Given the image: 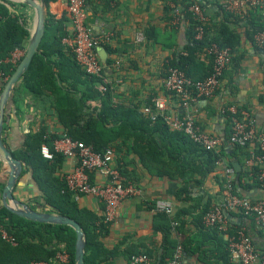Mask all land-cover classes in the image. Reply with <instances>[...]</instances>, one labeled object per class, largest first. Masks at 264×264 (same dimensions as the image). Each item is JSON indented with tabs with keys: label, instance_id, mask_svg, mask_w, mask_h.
Wrapping results in <instances>:
<instances>
[{
	"label": "crops",
	"instance_id": "crops-1",
	"mask_svg": "<svg viewBox=\"0 0 264 264\" xmlns=\"http://www.w3.org/2000/svg\"><path fill=\"white\" fill-rule=\"evenodd\" d=\"M0 1L4 2L9 11L23 14V21L27 24L30 34L34 25V9L18 0H10L13 4ZM167 1L175 2L179 7L190 0H86V21L90 29L95 34H110L106 42L97 46L96 53L106 70L101 79L103 82L110 81L108 91L111 93L112 103L126 104L135 111H141L145 106L153 107L152 102L159 97L165 102L169 114H181L183 109L179 100L163 88L167 64L171 61L183 64L193 77L205 76V70H209L211 59L204 49H200L203 45L198 43L193 47L190 40L189 27L193 22L190 23L188 16L181 10L178 15L173 14L166 5ZM219 1L200 0L205 11L204 23L209 27L210 34L217 38L222 26L228 28L226 35L232 43V60L224 70L217 93L209 99H198L187 111L192 113L200 128L224 138L229 133L230 126L224 110L230 105L237 108L248 107L256 128H264V49L246 35L247 31L253 29L251 23L256 26L259 22L264 23V17L260 14L261 17L258 18V14L253 12L256 9L250 8L243 15L233 13V17L227 16L219 9ZM43 6L45 18L51 14L56 19L64 20L63 28L66 32L61 40V53L55 51L53 55L59 58L57 61L60 62V70L69 76L73 74L75 67L68 44L71 29L67 0H54L46 4L43 1ZM137 31L145 32L146 40L135 41ZM27 42L28 38L24 42L25 48ZM189 47H193L197 52L191 60H187L185 56L189 53ZM25 48L20 50L21 58L16 60V66L24 56ZM8 59L10 60L6 57L3 60ZM71 65L72 70L68 71ZM8 78L9 76L0 70V88ZM83 78L84 76L76 70V88L79 95L85 88L82 84ZM20 82L21 78L16 86ZM103 82L95 79L88 82V86H96L101 90ZM16 86L13 87L5 110L2 129V139L4 138V143L11 152L20 149L28 133L37 130L42 123L50 134L64 133V126L53 113L52 107L45 108L47 115L44 116L35 106V103L49 106V101L44 96H38L35 100V95L27 93V97L23 98L24 113L17 115L13 100ZM133 119H137L135 115ZM142 128L143 126L140 127ZM121 134L125 136L124 131ZM116 142L119 147L115 150L113 163L127 181L135 184L138 193L120 202L116 218L100 236L103 248L108 253L104 259L105 264H129V256L141 250L148 251L152 264H160L164 249L163 233L155 229L161 224L155 207V201L160 197L172 199L173 215L176 216L180 209L186 210L182 214L183 222L177 224L178 235L171 226L172 234L177 240H187L182 251V264H238L227 255V247L229 236L233 234L231 232L235 231L240 223L251 234L255 245L264 249V231L252 216H244L238 211L228 212L226 231L206 226L202 218H198L206 201L212 205L221 198L225 181L223 163H217L202 184L187 185V188H190L189 195L193 199L176 201L174 195L182 187L181 180L150 172L131 145V139L124 142L119 137ZM48 149L50 150L49 147ZM225 159L232 160L234 177H238L242 169H248L250 174L251 163L247 156L240 153L237 156L228 155ZM235 163L240 166L238 170ZM75 164V158L64 155L58 173L64 176ZM90 177L94 181L105 179L103 174L93 172ZM2 178L0 166V181L3 182ZM248 182L250 187L242 192L252 199L264 197V187L260 183L252 178H248ZM41 194L32 172H21L14 188V196L29 205L36 204L35 208H39L44 201L40 197ZM74 198L79 206L91 209L98 217L103 214L104 205L94 196L79 193ZM191 206L195 207L194 210L189 209Z\"/></svg>",
	"mask_w": 264,
	"mask_h": 264
},
{
	"label": "trees",
	"instance_id": "trees-1",
	"mask_svg": "<svg viewBox=\"0 0 264 264\" xmlns=\"http://www.w3.org/2000/svg\"><path fill=\"white\" fill-rule=\"evenodd\" d=\"M4 1L13 4L10 0ZM43 1L46 4L54 0ZM221 1H219V9L223 14L233 17V13L224 11ZM170 2L172 1L166 2L168 7H170ZM172 3L175 4L172 7L175 15H178L181 10L182 13L188 16L190 23L193 22L191 27H189L190 40L193 47L198 43L203 45L200 49L202 51L204 49L206 54V48L209 47L211 42H215L221 47H229L230 51L233 52L232 43L226 35L228 28L225 26L221 27L218 34L219 38H217L210 34L209 27L204 23L202 38H195L197 21L194 13L188 7L192 3H198L202 7L200 0L186 1L184 4H180L179 7L177 3ZM176 9L178 13H176ZM202 9L205 14L203 7ZM254 9H256L253 11L255 15L258 14V18L261 17L260 9ZM63 23L64 20L62 18L56 19L51 14L46 16L45 30L39 45V51L34 54L28 69L21 77V82L14 89L16 94L13 95V100L16 105V114L19 115L24 113L23 98L27 97V93L32 96L35 95V100L38 96L46 97L49 101V106H41L36 103L35 106L40 110L39 113L44 116L47 115L45 108L49 109V107H52L53 113L64 126V133L50 134L42 123L37 130H32L28 133L23 146L17 151H13L12 154L23 162L22 173L26 171L32 172V176L42 193L40 197L44 200L39 208L48 212H59L63 215H68L80 223L86 239L84 264H105L104 259L108 253L103 248L100 236L107 230L110 222L104 221L103 214L98 217L91 209L79 206L74 198L73 191L67 189L65 177L58 173L62 167L64 155L55 150L53 144L55 138L62 134H67L74 140L83 141L99 153H102L109 146L116 150L119 147L116 139L119 137L124 142L127 139H131V145L135 148L141 162L150 172L181 180L183 183L182 187L174 195L176 201H183L188 198L193 199L189 195L190 188L188 189L187 185L202 184L204 178L215 168L217 160L222 159L225 162L223 163L224 165L233 166L232 160L225 159L226 156H237L242 153L248 158L252 147L248 149V146L229 143L228 137L232 120L227 111H225V115L230 125L229 133L223 138L220 150H206L199 142L192 140L184 131L171 129L162 118L158 117L152 121L143 109L135 111L129 105L112 103L111 93L108 90L102 92L96 86H88V82L95 79L103 82V79H101L103 76L87 74L77 63L72 52L75 69L73 74L67 76L65 72L60 70L61 65L57 61L59 58L53 55L55 51L61 53V40L66 32L63 28ZM251 25L253 29L246 32V35L250 38H253L255 32L264 29L263 22H259L257 26L255 23H251ZM254 26L256 27L254 28ZM28 37L29 29L23 21V14L9 11L4 2L0 1V70L4 75L10 76L16 67V63L9 59L8 61L3 59L6 57L10 58L12 51L16 48L24 49V42ZM146 38L147 35L145 34V40ZM193 47L188 48L189 53L185 55L187 60H191L197 55ZM191 53L192 55H190ZM208 57L211 59V66L209 70H205V76L193 77L183 64L175 61L167 64L165 76L170 67H177L193 80L203 79L211 72L213 58L210 54H208ZM71 70L72 65L69 66L68 71ZM76 70L84 76L82 84L85 88L80 91V95L76 88ZM105 72L104 67L102 74L104 75ZM3 86H1L0 92ZM166 92L179 100V105L183 109V113H185L188 108L181 104V98L169 91ZM152 103L154 106V101ZM25 105L28 106L27 104ZM242 108L246 109L251 115L248 107L244 106ZM133 115L137 119H133ZM196 124L198 125V123ZM142 126L143 128L140 129ZM199 129L202 128L199 126ZM122 131L125 132V136L121 134ZM42 144H46L50 148L52 152L51 158L43 156L41 152ZM256 171V165L251 167L250 174L248 169L246 171L242 169L239 172V176L232 179L234 190L241 195H247L242 190L250 187L248 178L260 183L256 179ZM3 186L4 182L0 181V194ZM35 203L38 204V201ZM35 205L31 204L30 206L35 208ZM212 205L209 201H206L203 204L202 211L198 214V218H202L203 221L204 213ZM194 208V206H191L189 209L194 210ZM156 211L161 224L159 228L156 226L155 229H159L163 233L164 247L159 263L168 264L178 242L182 244L184 251L187 240H177L173 236L171 220H176L181 224L183 222L182 214L186 210L180 209L176 216H168L165 212ZM239 226H242V223L236 227ZM2 229L14 238L15 243H11L1 237ZM178 229L177 226L173 228L176 235H178ZM234 232L232 231L231 233ZM74 244L75 231L71 226L39 222L21 217L7 209L0 198V264H28L32 260H46L48 264H75ZM59 252H65L67 258L65 260L59 259L57 257ZM227 255L229 256L228 251Z\"/></svg>",
	"mask_w": 264,
	"mask_h": 264
},
{
	"label": "built area",
	"instance_id": "built-area-1",
	"mask_svg": "<svg viewBox=\"0 0 264 264\" xmlns=\"http://www.w3.org/2000/svg\"><path fill=\"white\" fill-rule=\"evenodd\" d=\"M221 5L224 11L243 15L250 8H259L264 17V0H222ZM189 10L194 13L196 24V38L201 39L204 33L205 14L198 3L189 5ZM67 11L70 20L71 38L69 39L70 51L80 67L90 75L103 76L104 64L98 58L96 48L110 38V34H95L87 24L86 0H67ZM178 13V10H175ZM66 40V38H64ZM145 40L143 31H137L135 41ZM253 40L259 47L264 48V29L254 33ZM21 49L12 51L10 60L16 62L20 59ZM206 52L212 56L211 72L203 79L193 80L185 72L177 67H170L163 79V88L181 98V104L190 108L200 98H212L218 91L223 78L225 68L232 60V52L229 47H221L211 42ZM110 88V81H104L101 90L107 91ZM146 115L152 120L158 117L171 128L184 131L192 140L199 142L206 150L219 151L223 137L215 135L207 130L199 129L197 122L191 112L171 115L166 110L165 102L157 97L154 106L143 108ZM230 115L231 131L228 141L231 144L248 146L250 154L248 157L251 167L257 166L256 179L264 187V128L257 129L251 115L246 109L230 105L226 108ZM239 113V114H238ZM55 150L67 157L75 158L76 164L64 175L67 189L73 191L76 197L79 193L90 194L99 202L103 203L104 221L112 222L117 215V208L120 202L138 193V188L133 182L127 181L118 167L113 163L115 150L106 147L102 153L96 152L91 146L83 141L74 140L67 134H62L54 139ZM41 152L47 158L52 157V152L45 144L41 145ZM217 163H225L219 159ZM224 165V164H223ZM225 181L222 188V195L219 201L215 202L203 215V223L206 226L216 227L220 231L227 230L228 211H238L244 215L252 216L256 224L264 230V197L251 199L247 195H241L234 190L232 179L234 168L224 165ZM100 173L105 176L102 181H94L90 173ZM172 199L157 198L155 201L156 210L165 212L172 216L174 212ZM175 228L178 221L171 220ZM1 237L15 243L12 236L4 229L1 230ZM228 252L232 261L238 264H264V249H258L251 234L245 226H239L229 236ZM182 244L178 242L173 256L168 264H182ZM57 257L61 260L67 258L65 252H59ZM130 264H152V259L145 251H139L130 255ZM28 264H48L46 260H32Z\"/></svg>",
	"mask_w": 264,
	"mask_h": 264
},
{
	"label": "water",
	"instance_id": "water-1",
	"mask_svg": "<svg viewBox=\"0 0 264 264\" xmlns=\"http://www.w3.org/2000/svg\"><path fill=\"white\" fill-rule=\"evenodd\" d=\"M18 1L31 6L35 12V18L34 25L32 26L28 37L24 56L9 76L0 92V161L2 166V180L4 182V186L0 194L1 202L11 212L21 217L39 222L65 224L71 226L75 231L74 262L75 264H84L86 239L84 231L77 220L59 212H48L41 210L38 207L32 208L28 203L23 202L14 196V188L24 168V164L19 158L12 154L11 150L6 146L2 139L5 106L11 98L13 87L21 78L23 73L28 69L34 54L38 51L45 30L43 0ZM235 168L238 170L240 166L235 163Z\"/></svg>",
	"mask_w": 264,
	"mask_h": 264
},
{
	"label": "rangeland",
	"instance_id": "rangeland-1",
	"mask_svg": "<svg viewBox=\"0 0 264 264\" xmlns=\"http://www.w3.org/2000/svg\"><path fill=\"white\" fill-rule=\"evenodd\" d=\"M170 4V7H171V11L172 13L174 14L173 10H172V7L174 6V4L172 2L169 3Z\"/></svg>",
	"mask_w": 264,
	"mask_h": 264
},
{
	"label": "flooded vegetation",
	"instance_id": "flooded-vegetation-1",
	"mask_svg": "<svg viewBox=\"0 0 264 264\" xmlns=\"http://www.w3.org/2000/svg\"><path fill=\"white\" fill-rule=\"evenodd\" d=\"M17 84V83H16ZM16 84H15V86H16ZM8 106V102H7V104H6V106H5V110H6V107ZM6 115V112H5V114H4V116Z\"/></svg>",
	"mask_w": 264,
	"mask_h": 264
}]
</instances>
